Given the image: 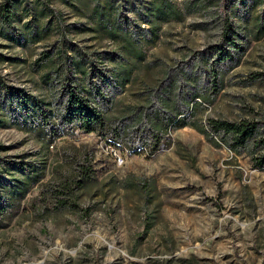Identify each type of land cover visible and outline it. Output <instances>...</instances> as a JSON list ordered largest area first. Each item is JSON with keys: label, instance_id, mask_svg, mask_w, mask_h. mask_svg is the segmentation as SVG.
I'll return each instance as SVG.
<instances>
[{"label": "rangeland", "instance_id": "374dc122", "mask_svg": "<svg viewBox=\"0 0 264 264\" xmlns=\"http://www.w3.org/2000/svg\"><path fill=\"white\" fill-rule=\"evenodd\" d=\"M7 1L0 0V10ZM172 1L182 19L162 23L157 39L148 41L149 28L131 9L138 0H118L142 58L99 34L90 0H48L53 12L40 2L38 42L19 46L0 37L6 86L40 90L51 108L50 91L58 96L78 86L84 100L94 92L106 126L101 133L74 129L48 145L41 184L58 188L77 164H89L94 181L75 190L67 207L43 202L44 187H33L22 210L0 227V264H264V167L246 148L232 147L231 137L225 142L211 132L218 121H258L264 128V30L256 31L264 0L250 7L247 0ZM26 2L19 0L18 14ZM26 20L13 15L14 33ZM225 36L234 37L236 48L229 50ZM60 48L69 58L54 62L45 86L38 74ZM221 52L229 59L217 63ZM125 68L131 71L121 81ZM177 113L219 146L189 123L162 132L151 127ZM0 144V157L17 159L39 143L8 127L0 129Z\"/></svg>", "mask_w": 264, "mask_h": 264}, {"label": "trees", "instance_id": "16d2710c", "mask_svg": "<svg viewBox=\"0 0 264 264\" xmlns=\"http://www.w3.org/2000/svg\"><path fill=\"white\" fill-rule=\"evenodd\" d=\"M73 5L77 0H65ZM90 15L95 21L97 31L101 36L108 41L116 42L117 46H126L132 55L137 58H142L143 55L137 51V40L132 36L128 29V22L121 14V3L118 0H90ZM121 1V0H120ZM124 1V0H123ZM129 1V0H125ZM234 1V0H233ZM249 7L254 5L258 0H247ZM40 2L44 9L53 12L48 8V0H27L23 3V10L18 14L16 8L19 6V0H8L0 10V37L13 41L19 46H25L38 42L40 40ZM138 4L131 6L132 12L137 17L140 24H145L149 28L148 41H154L158 36V28L164 22L178 21L182 19L183 9L172 0H138ZM13 15L27 17L26 22L21 29H11V21ZM231 35H235L237 31L231 28ZM13 30V31H12ZM264 30V21L259 17L256 22V31ZM227 39V45L234 47L233 36ZM56 51V58H47L44 66L48 67L46 71L38 74L39 79L45 86L52 83L51 77L48 76L49 71H54L56 66L54 62L61 57L64 61L69 58L63 52V49ZM219 53V52H218ZM228 52H221L216 58L217 63L223 60H228ZM220 60V61H219ZM75 62V61H74ZM40 67V63H37ZM74 63L70 59V66ZM123 78L121 81L128 79L131 69H122ZM221 81V80H220ZM221 82L212 90V95L206 98L208 103H211L214 95L217 93ZM40 88V86H39ZM62 90L63 87H61ZM60 90V91H62ZM82 90V88H81ZM65 92H59L58 96L50 91L49 98H55V107L51 108L49 99L44 96L40 97V90L37 94L23 93L21 90L6 86L0 80V129L14 127L30 133L39 143L38 149L32 154L20 155L15 158L0 157V227L9 222L23 208L24 200L27 194L33 187L43 186L46 196L42 197L43 202H55V205L67 207V202H72L77 197V189H82L87 184H92L94 181L93 173L90 171L89 164H77L76 171L73 175L63 176L57 183L58 188H53L52 185L41 184L48 169L47 147L57 136L64 134H72L74 129L83 133H101L106 129L105 119L100 110L101 102L95 96V93L87 91L86 99L79 95L78 86L74 89L69 87ZM92 104V107H88ZM42 105H47L43 108ZM42 109H45L44 111ZM56 111H54V110ZM175 114V113H174ZM58 122H56V120ZM157 120V114L155 115ZM159 119V118H158ZM61 123L64 127H59ZM153 123V124H152ZM151 127L154 131L162 132L167 126L180 128L187 125L189 122L185 120L182 113L165 117V121L161 119L157 122L152 121ZM194 129L200 131L202 135L208 139L213 145L219 146L213 138H211L203 128L196 122L189 123ZM213 129L211 132H221L219 140L227 141L228 137L232 139V147L242 146L249 150L254 164L261 168L264 167V128L258 126V121L248 122H226L218 121L211 124ZM219 131V132H218ZM216 135V134H215ZM145 143V142H144ZM5 146L0 144V151L4 150ZM73 156L74 163L78 158ZM15 157V156H14ZM88 158L83 156L82 162H88ZM54 171L57 172L58 165H54ZM59 173V172H58ZM42 192V194H44ZM40 197V199H42ZM69 204V203H68Z\"/></svg>", "mask_w": 264, "mask_h": 264}, {"label": "built area", "instance_id": "2783aa9c", "mask_svg": "<svg viewBox=\"0 0 264 264\" xmlns=\"http://www.w3.org/2000/svg\"><path fill=\"white\" fill-rule=\"evenodd\" d=\"M114 156H115V158H116L118 161H121L120 156H119L118 154H115V153H114Z\"/></svg>", "mask_w": 264, "mask_h": 264}]
</instances>
